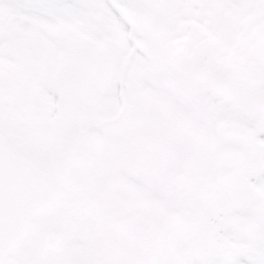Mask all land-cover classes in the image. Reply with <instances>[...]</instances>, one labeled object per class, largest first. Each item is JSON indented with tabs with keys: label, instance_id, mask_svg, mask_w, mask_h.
<instances>
[{
	"label": "snow or ice",
	"instance_id": "snow-or-ice-1",
	"mask_svg": "<svg viewBox=\"0 0 264 264\" xmlns=\"http://www.w3.org/2000/svg\"><path fill=\"white\" fill-rule=\"evenodd\" d=\"M255 176L264 0H0V264H264Z\"/></svg>",
	"mask_w": 264,
	"mask_h": 264
},
{
	"label": "rangeland",
	"instance_id": "rangeland-1",
	"mask_svg": "<svg viewBox=\"0 0 264 264\" xmlns=\"http://www.w3.org/2000/svg\"><path fill=\"white\" fill-rule=\"evenodd\" d=\"M121 11L123 12V10ZM124 14L126 15L127 13ZM190 26L194 28L197 27L193 23ZM28 34L31 37L33 47L43 50L44 43L39 35L32 33L31 31ZM52 35L57 37L59 42L58 48H61L64 45L65 40H62V37L58 33L53 32ZM262 192H264V177L255 176L250 182H245L242 186L234 187L230 194L243 201L248 207H251L255 203L257 196Z\"/></svg>",
	"mask_w": 264,
	"mask_h": 264
},
{
	"label": "bare ground",
	"instance_id": "bare-ground-1",
	"mask_svg": "<svg viewBox=\"0 0 264 264\" xmlns=\"http://www.w3.org/2000/svg\"><path fill=\"white\" fill-rule=\"evenodd\" d=\"M245 15L246 18L248 19L249 15H256L253 12L247 11V10H242L238 13V15ZM27 19V18H25ZM194 24V23H193ZM189 25H192V22H189ZM24 31L29 33L30 31L32 33H35L39 35V37L42 39L44 46H43V51L48 52V53H54L58 49V39L55 35H52L53 32L58 33L61 37L62 40H65L63 33L55 26L41 21V20H29L28 23L26 24ZM12 60L6 61L7 64L10 66H14V58H15V53H11Z\"/></svg>",
	"mask_w": 264,
	"mask_h": 264
},
{
	"label": "flooded vegetation",
	"instance_id": "flooded-vegetation-1",
	"mask_svg": "<svg viewBox=\"0 0 264 264\" xmlns=\"http://www.w3.org/2000/svg\"><path fill=\"white\" fill-rule=\"evenodd\" d=\"M237 16H238V17H242V18H244V22H245L246 24H251V23L255 20V18H256V15H253V14H252L251 16H249L248 19H245V18H246L245 15H241V14L238 15V13H237ZM195 26H196V25H195ZM35 49L39 51L38 48H35Z\"/></svg>",
	"mask_w": 264,
	"mask_h": 264
}]
</instances>
